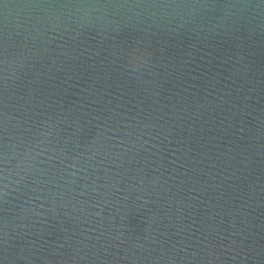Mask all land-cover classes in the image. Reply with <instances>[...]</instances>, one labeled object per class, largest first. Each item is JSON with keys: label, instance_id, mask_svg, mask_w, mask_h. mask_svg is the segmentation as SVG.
Listing matches in <instances>:
<instances>
[{"label": "water", "instance_id": "obj_1", "mask_svg": "<svg viewBox=\"0 0 264 264\" xmlns=\"http://www.w3.org/2000/svg\"><path fill=\"white\" fill-rule=\"evenodd\" d=\"M0 264H264V0H0Z\"/></svg>", "mask_w": 264, "mask_h": 264}, {"label": "clouds", "instance_id": "obj_2", "mask_svg": "<svg viewBox=\"0 0 264 264\" xmlns=\"http://www.w3.org/2000/svg\"><path fill=\"white\" fill-rule=\"evenodd\" d=\"M76 7H77L78 10L79 9H85V10H87V9H95L97 7H102V6H97V5L89 4V5H77Z\"/></svg>", "mask_w": 264, "mask_h": 264}]
</instances>
